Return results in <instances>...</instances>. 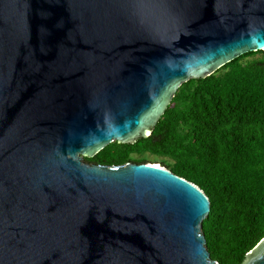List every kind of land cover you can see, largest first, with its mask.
<instances>
[{
    "label": "water",
    "instance_id": "1",
    "mask_svg": "<svg viewBox=\"0 0 264 264\" xmlns=\"http://www.w3.org/2000/svg\"><path fill=\"white\" fill-rule=\"evenodd\" d=\"M256 51L264 0H0V264H219L196 184L84 157ZM241 264H264V236Z\"/></svg>",
    "mask_w": 264,
    "mask_h": 264
},
{
    "label": "trees",
    "instance_id": "2",
    "mask_svg": "<svg viewBox=\"0 0 264 264\" xmlns=\"http://www.w3.org/2000/svg\"><path fill=\"white\" fill-rule=\"evenodd\" d=\"M84 160L160 163L193 182L209 199L210 258L241 264L264 236V51L182 83L148 137L113 141Z\"/></svg>",
    "mask_w": 264,
    "mask_h": 264
},
{
    "label": "rangeland",
    "instance_id": "3",
    "mask_svg": "<svg viewBox=\"0 0 264 264\" xmlns=\"http://www.w3.org/2000/svg\"><path fill=\"white\" fill-rule=\"evenodd\" d=\"M258 55H256L255 57H257Z\"/></svg>",
    "mask_w": 264,
    "mask_h": 264
}]
</instances>
